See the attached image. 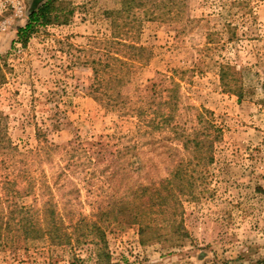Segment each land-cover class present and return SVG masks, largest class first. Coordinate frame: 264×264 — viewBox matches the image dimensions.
I'll return each mask as SVG.
<instances>
[{"label":"rangeland","instance_id":"rangeland-1","mask_svg":"<svg viewBox=\"0 0 264 264\" xmlns=\"http://www.w3.org/2000/svg\"><path fill=\"white\" fill-rule=\"evenodd\" d=\"M43 1L0 0V264H264V0H60L13 44ZM165 177L186 235L142 238Z\"/></svg>","mask_w":264,"mask_h":264},{"label":"trees","instance_id":"trees-1","mask_svg":"<svg viewBox=\"0 0 264 264\" xmlns=\"http://www.w3.org/2000/svg\"><path fill=\"white\" fill-rule=\"evenodd\" d=\"M59 2L60 0H44L35 9H32L28 14L26 24L18 28L17 38L14 40L13 44L19 43L22 47H26L31 36L34 35L40 27L67 23L69 14H63V7ZM126 3L128 2L126 1ZM237 95L241 94L238 93ZM207 112L210 113L209 110H204V112L199 114L200 120L201 116ZM217 131L220 132L218 129ZM194 139L193 142L197 149L205 148L204 144L198 140V137L195 136ZM182 189V182H176L175 179L171 177H165L161 178L159 181H152L149 184H140L135 190H130L133 195V201L141 198L145 199L146 206L141 207L137 204H133L128 208V217L133 223L140 225V235L142 238L149 230L152 232L163 231L165 234L174 233L178 234L180 237L186 235L182 221V203L178 198V193L182 191ZM154 206H158V208L154 209ZM156 212L164 216L162 226L151 223L155 220H147L150 215ZM54 213L55 211L51 210V214L54 215ZM22 220L23 218L19 221ZM17 226L18 229L22 230L28 225L24 224L23 226V224H19ZM90 227L91 233H99V235L104 238V231L96 222L91 223ZM29 229L34 230V227ZM28 231L27 228L25 233L28 234ZM45 233L49 234L56 242H71L72 233L64 226H56L55 224L54 227H51V229Z\"/></svg>","mask_w":264,"mask_h":264},{"label":"built area","instance_id":"built-area-1","mask_svg":"<svg viewBox=\"0 0 264 264\" xmlns=\"http://www.w3.org/2000/svg\"><path fill=\"white\" fill-rule=\"evenodd\" d=\"M19 11H22V8L21 7H19Z\"/></svg>","mask_w":264,"mask_h":264}]
</instances>
